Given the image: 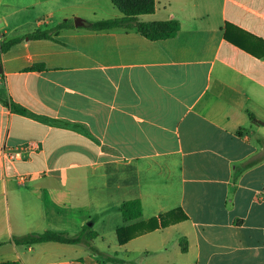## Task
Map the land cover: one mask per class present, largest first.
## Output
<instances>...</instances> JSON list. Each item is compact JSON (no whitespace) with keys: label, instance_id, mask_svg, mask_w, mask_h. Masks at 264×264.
Masks as SVG:
<instances>
[{"label":"crops","instance_id":"0c3cea01","mask_svg":"<svg viewBox=\"0 0 264 264\" xmlns=\"http://www.w3.org/2000/svg\"><path fill=\"white\" fill-rule=\"evenodd\" d=\"M121 16L111 0H0V38H23L0 54V158L4 144L38 147L0 160V263L264 264V0H157L141 20H178L166 40L85 29ZM67 20L74 29L28 37ZM133 187L135 198L109 196ZM133 200L143 214L125 224ZM86 226L95 250L15 243ZM177 226L173 256L165 233Z\"/></svg>","mask_w":264,"mask_h":264},{"label":"trees","instance_id":"16d2710c","mask_svg":"<svg viewBox=\"0 0 264 264\" xmlns=\"http://www.w3.org/2000/svg\"><path fill=\"white\" fill-rule=\"evenodd\" d=\"M113 5L121 12L122 16L113 19L89 22L85 29L91 32H105L111 30L136 31L150 40H166L175 37L181 29V23L178 20L164 21H143L141 17L150 16L156 12L157 0H111ZM74 29L73 20L63 21L56 27L45 31H36L30 34V39H50L58 36L65 30ZM23 41V38H16L8 42H2L0 45V54L6 52L12 46ZM43 65H36L30 70H43ZM18 113L29 114V112L20 107L14 109ZM257 161L243 163L240 169H245L255 165ZM240 170V171H241ZM120 211L123 215L125 224L140 218L143 214L142 203L140 200L125 202L121 205ZM177 212L161 215L149 222L151 230L165 228L169 218H174ZM184 219L187 217L184 215ZM133 226L125 225L117 229L118 241L121 245L126 244L133 238ZM98 234L86 226L76 236H69L62 232L47 230L39 234H29L16 239L15 243L22 246H36L44 243H59L66 245L86 244L92 250L93 242ZM0 264H18L17 262H3Z\"/></svg>","mask_w":264,"mask_h":264},{"label":"built area","instance_id":"2783aa9c","mask_svg":"<svg viewBox=\"0 0 264 264\" xmlns=\"http://www.w3.org/2000/svg\"><path fill=\"white\" fill-rule=\"evenodd\" d=\"M2 39L0 38V45L2 44ZM37 145L35 143H25L18 146H8L4 144L1 149V158L0 160L4 163H17L20 161H24L27 157L33 153H35L37 149ZM16 178L20 182L27 181L30 177L29 175L19 174ZM51 264V263H45Z\"/></svg>","mask_w":264,"mask_h":264},{"label":"rangeland","instance_id":"374dc122","mask_svg":"<svg viewBox=\"0 0 264 264\" xmlns=\"http://www.w3.org/2000/svg\"><path fill=\"white\" fill-rule=\"evenodd\" d=\"M150 16H146V17H143V19H148ZM177 182H175V184H176ZM124 194H126L125 193V191H124V189L122 190V191H116V192H110L109 193V196H114L115 198H116V200H122L123 198H124V200L126 199V198H135V196H137L138 195V193L137 192H134V187H133V192L132 193H130L127 197H122ZM111 198V197H110ZM84 212L86 213V209L84 210ZM116 213L120 216L121 215V213L120 212H117L116 211ZM108 214H111V215H109V216H112V215H115V211L113 212V213H108ZM108 214H106V213H101V214H97L95 217L93 216V218H95V220L97 221V223L98 224H100V223H102V221H104V220H106L107 221V216H108ZM90 223H87V225H89ZM180 226H177V228L176 229H174V230H169V231H167L166 233H165V235H166V238H167V244H169L171 247H172V249H173V251H174V253H173V256H175V251H177L178 252V248H179V246H180V239H179V236H178V234H177V232L178 231H180ZM107 241L109 242L110 241V237H108L107 238ZM186 248V247H185ZM151 250V249H150ZM170 256H171V253H170ZM188 255H181V259H183V260H186V259H188Z\"/></svg>","mask_w":264,"mask_h":264},{"label":"water","instance_id":"95a60500","mask_svg":"<svg viewBox=\"0 0 264 264\" xmlns=\"http://www.w3.org/2000/svg\"><path fill=\"white\" fill-rule=\"evenodd\" d=\"M75 24L76 26H84V23L79 19H75Z\"/></svg>","mask_w":264,"mask_h":264}]
</instances>
